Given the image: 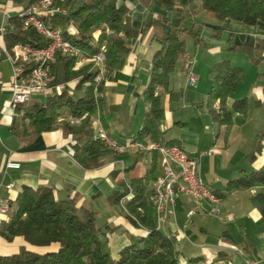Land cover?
Instances as JSON below:
<instances>
[{"label":"crops","instance_id":"1","mask_svg":"<svg viewBox=\"0 0 264 264\" xmlns=\"http://www.w3.org/2000/svg\"><path fill=\"white\" fill-rule=\"evenodd\" d=\"M188 1L182 0L179 6ZM191 1L196 5L197 0ZM117 3L126 7L131 26L138 31L158 15L178 23V5L156 6L151 3L143 7L138 0H117ZM14 9V14L18 15L22 7L15 6ZM2 16L0 46L6 56L2 35L9 26L11 15ZM195 21L200 25L198 31L203 45L195 46L190 38H186L185 61L190 63V73L196 77V83L187 85V73L183 70L185 61L179 60L169 76L168 89L173 94H180V99L170 101L165 93L161 96L163 119L160 132L162 144L178 145L197 159L199 177L220 198L219 212L215 215L207 213L209 206L205 204L196 214L187 217L192 202L183 196L176 201L173 213L158 230L175 238L179 264H190V261H197V264H264V220L251 204V198L264 193V188L227 190L230 182L264 166V139L260 142L259 152H255L259 136L264 132V79L260 78L264 75V63L253 65L246 54L229 51L228 35L234 45L253 48L257 40L264 39V22L252 26L232 20L218 22L203 13ZM215 31L220 35L216 36ZM150 33L149 30L144 37L137 36L132 40V52L125 65L104 80L103 99L107 106L115 109V117L108 129H103L98 118H94V139L98 131H102L108 142L115 146L135 139L147 110L142 94L149 76L143 63L149 62L158 49V45L152 43ZM89 42L96 45L95 35L89 38ZM220 62L244 71L243 81L229 94L226 106L230 108L243 99L248 102L246 112H232L227 125H218L207 112L210 68ZM11 75L10 62L7 66L0 61V202L10 206L23 188L48 187L56 200L70 198L77 207L95 213L96 227L104 234L103 250L116 259L121 249L145 237L146 231L133 227L125 219L120 206L110 205L108 197L119 191L121 184L129 186L137 179L143 181L149 192L155 179L161 175V156L157 152L127 150L120 155L112 152L100 159L98 168L88 170L73 158L79 148L73 135L55 130L41 133L29 142H21L9 128L15 116L9 108ZM44 100L41 96H32L24 109ZM257 103L260 106H256ZM60 114L69 113L61 110ZM209 150L213 151L209 156L201 155ZM9 163L17 164L18 168H8ZM7 221V214L0 211V225ZM22 247L46 253L56 251L58 246L34 248L21 237L8 242L0 236V257L15 255Z\"/></svg>","mask_w":264,"mask_h":264},{"label":"trees","instance_id":"2","mask_svg":"<svg viewBox=\"0 0 264 264\" xmlns=\"http://www.w3.org/2000/svg\"><path fill=\"white\" fill-rule=\"evenodd\" d=\"M7 1L22 7V14L38 0ZM138 1L143 7L151 3L156 6L178 5V23L174 24L168 17L158 15L138 31L131 26L126 7L118 4L117 0H52V8L57 12L41 20L46 26L58 29L63 39L77 48L86 59L99 54L103 45L104 78L95 84L97 71L93 63L76 70V58L55 54L52 87L61 86V93H53L43 102H35L27 109H24L26 103L16 108L9 128L17 139L25 143L41 133L61 130L64 134L73 135L79 145L73 155L75 162L84 169L98 168L101 165L100 159L112 154V150L104 148L103 144L94 139L90 118L97 117L103 129H108L115 117V109L107 106L103 99L104 80L125 65L132 52V40L137 36L144 37L150 30L151 41L158 45V49L149 62L143 63L149 76L142 94L147 110L135 140L142 145L162 144L161 96L165 93L169 95L170 101L180 99V94H173L168 89L169 76L175 71L178 61L186 56V38H190L195 46L203 45L198 31L200 25L195 21L197 16L203 13L218 22L232 20L249 26L264 22V0H197L196 5L189 0L184 6H179L182 0ZM20 14L8 19L9 26L2 35L5 50L10 52L18 44L32 48L46 47L47 42L32 28H24ZM70 25L76 28L73 35L67 31ZM214 33L220 35L219 31ZM94 35L95 46L89 42V38ZM227 45L229 51L246 54L253 65L264 63V39L257 40L255 47L249 48L234 45L232 37L228 35ZM243 78L244 71L227 62L211 66L207 112L218 125H227L232 112H246V99L233 103L230 108L226 106L227 97ZM260 78L264 79V75H260ZM74 80L78 82L74 86V93L69 94L67 86ZM94 88L98 90L97 96ZM73 94L81 95L74 97ZM215 102H218L217 110L213 107ZM61 110L79 118L80 123L74 125L68 121L58 122ZM262 139L264 132L259 136L256 153L260 150ZM256 187L264 188V166L230 182L227 190L246 191ZM108 202L112 206H120L125 219L133 227L146 231L145 237L121 249L116 259L103 250L104 234L96 227L94 212L77 207L70 198L56 200L48 187L35 190L23 188L7 208L8 221L0 225V236L8 242L21 237L34 248H45L52 244L58 247L56 251L46 253H36L22 247L15 255L0 257V264H179L176 240L158 230L155 212L148 201V192L142 180H132L129 186L121 184L120 190L108 197ZM251 204L260 212L261 220H264V193L253 196ZM189 263L197 264V261Z\"/></svg>","mask_w":264,"mask_h":264},{"label":"built area","instance_id":"3","mask_svg":"<svg viewBox=\"0 0 264 264\" xmlns=\"http://www.w3.org/2000/svg\"><path fill=\"white\" fill-rule=\"evenodd\" d=\"M57 10L52 9V0H38L31 4L25 12L20 14L24 28H32L40 37L47 42L44 48H32L28 45L18 44L10 52L5 50L6 56L11 64L12 75L10 79L11 100L9 108L15 111L20 105L27 103L32 96H41L47 98L55 93L59 95L62 87H52L54 76L52 74V65L54 64L55 54L63 57H74L76 64L80 62L93 63L97 74L94 83L99 84L103 80L104 73V46L100 47V52L92 59H86L81 52L73 47L68 41L64 40L61 32L49 26H46L41 18L54 14ZM70 35L75 34V30L68 28ZM183 70L187 73V85L193 86L196 83V77L190 73V63L185 61ZM95 96L98 95L97 88H94ZM214 108L217 110L218 106ZM96 117H91L90 120ZM58 121H68L74 125L80 123V119L69 114L58 115ZM97 139L103 146L119 150H132L141 145L135 141H128L121 146L110 144L106 135L102 131L95 133ZM140 145V146H139ZM148 150L156 151L161 156V175L153 182L148 192V201L152 205L157 227H159L170 214L173 213L176 201L180 197H188L195 208L189 210L187 217L196 214L203 205H208L207 213L215 215L219 212L218 204L220 198L216 196L202 182L197 173L198 161L195 157L189 155L184 149L175 144H153ZM212 150L202 153V156H209ZM8 168L16 169L17 164L9 163ZM10 188V186H8ZM7 204L0 202V211L6 213Z\"/></svg>","mask_w":264,"mask_h":264},{"label":"rangeland","instance_id":"4","mask_svg":"<svg viewBox=\"0 0 264 264\" xmlns=\"http://www.w3.org/2000/svg\"><path fill=\"white\" fill-rule=\"evenodd\" d=\"M15 6H13V5H11V4H9L8 3V1L7 0H0V32H1V25H2V18H3V16L2 15H5V14H7V15H11V16H14V15H17V14H14L15 13ZM53 9V8H52ZM22 11V10H21ZM20 11V12H21ZM19 12V13H20ZM70 27H72L74 30H75V33H76V28L74 27V26H69V28ZM5 29H6V27H5ZM1 45V44H0ZM103 46V45H102ZM183 60L185 61V57L183 58ZM0 61L1 62H3V64L4 63H6V65L8 66V64H9V62L7 63V61H8V59L6 58V56L1 52V46H0ZM183 61V62H184ZM89 63H91V62H89ZM185 63V62H184ZM88 63H86V62H78L76 65H75V69L77 70V69H80V68H83L84 66H86ZM93 67L94 68H96L95 66H94V64H93ZM104 74H105V67H104V73H103V78H104ZM77 80H74L73 82H71L70 84H68V86H67V90H68V92H69V94H72V93H74L73 92V89H74V86L77 84ZM73 85V86H72ZM72 86V87H71ZM74 95V94H73ZM74 96H77V94H75ZM79 96V95H78ZM215 105H217L218 106V102H215L214 103V105H213V107L215 106ZM60 115V114H59ZM58 118V117H57ZM57 121H58V119H57ZM91 121V123H92V125H93V122H94V119H92V120H90ZM59 122V121H58ZM135 140V139H134ZM136 141V140H135ZM153 144H155V143H147L146 145H142V144H140L139 146L140 147H136V148H134V149H132V150H130V151H136V152H138V153H152V152H156V151H152V150H148V148L150 147V146H152ZM104 148H106V149H109V150H112V152H115L117 155H120V154H123V153H125L127 150H125V151H122V152H120L119 150H115V149H113V148H108V146H103ZM195 206L196 205H194V203H192V205H190L189 207H188V209L189 208H191V209H194L195 208ZM121 208V207H120ZM122 209V208H121ZM190 209V210H191ZM189 212V211H188ZM187 212V213H188Z\"/></svg>","mask_w":264,"mask_h":264}]
</instances>
